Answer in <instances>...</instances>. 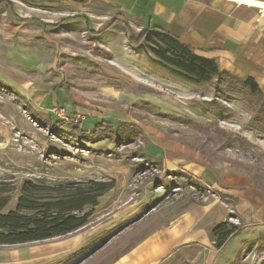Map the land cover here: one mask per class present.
Returning <instances> with one entry per match:
<instances>
[{
    "label": "rangeland",
    "instance_id": "1",
    "mask_svg": "<svg viewBox=\"0 0 264 264\" xmlns=\"http://www.w3.org/2000/svg\"><path fill=\"white\" fill-rule=\"evenodd\" d=\"M37 24L19 29L10 10L0 8V181L17 188L24 178L45 176L113 181L115 187L88 209L92 216L82 228L0 246V261L11 256L3 263L97 264L168 227L187 208L217 201L227 211L224 221L242 224L240 234L217 250L210 236L215 222L206 228L208 243L192 242L166 263L229 264L242 249V264H264V191L252 185L248 171L250 165L264 167V158L258 150L224 148L215 128L241 133L262 153L264 137L240 117L219 116L204 103L219 99L243 120L249 110L235 98L218 97L211 84L186 83L155 63L152 58H160L150 45H129L122 24L112 29L118 35L110 45L84 31V24L49 26L46 37ZM47 87H61L76 103L47 106ZM55 107L64 108L62 116ZM100 120L135 122L143 133L125 142L78 135L75 126L82 123L88 133ZM182 134L197 147L175 139ZM16 197L14 191L7 209Z\"/></svg>",
    "mask_w": 264,
    "mask_h": 264
},
{
    "label": "crops",
    "instance_id": "2",
    "mask_svg": "<svg viewBox=\"0 0 264 264\" xmlns=\"http://www.w3.org/2000/svg\"><path fill=\"white\" fill-rule=\"evenodd\" d=\"M0 8L10 10V21L19 29L37 21L39 34L45 36L49 26L40 21L54 23L53 15H57L60 24L73 28L84 24V31L97 32L96 38L109 45L118 35L112 29L124 21L135 33L147 25L158 26L178 36L197 54L215 58L222 70L254 77L264 93V0H0ZM46 91L47 96L39 99L46 96L47 106L76 103L61 87H47ZM216 203L187 208L168 227L145 238L114 264H167L192 242L208 243L206 228L224 221L227 213ZM261 203L264 205V196ZM10 259H1L0 264Z\"/></svg>",
    "mask_w": 264,
    "mask_h": 264
},
{
    "label": "trees",
    "instance_id": "3",
    "mask_svg": "<svg viewBox=\"0 0 264 264\" xmlns=\"http://www.w3.org/2000/svg\"><path fill=\"white\" fill-rule=\"evenodd\" d=\"M40 23L46 27H57L60 24L44 21ZM122 25L129 45L137 49H144L150 45V49L160 58H152L155 63L170 67V71L186 83L211 84L218 97L225 100L235 98L242 103L249 110L250 117L243 120L234 108L219 99L206 101L204 103L206 109L213 110L223 117L238 116L248 130L264 137V93L254 77L243 78L222 70L215 58L197 54L178 36L161 27L147 25L135 33L127 21L122 22ZM88 31L97 33L89 28ZM81 125L82 123L75 126L78 135L94 142L105 138L114 142H125L143 133L135 122L114 124L110 120H100L88 133H84ZM215 132L211 131V134L215 133V136L219 137L224 148L237 145L242 149L258 150V155L264 158V153L258 145L241 133L228 131L218 125ZM175 139L192 145L190 143L192 138L187 135L182 134ZM201 145V148H208L207 143ZM248 171L252 177V185L264 191V167L258 164L250 165ZM114 187L113 181L49 180L45 176L24 178L17 188L12 182L10 187L7 182L0 181V246L43 241L77 231L90 221L92 212L88 209L97 206L99 199ZM14 191L17 192L15 204L7 209L12 202ZM221 197L228 195L221 194ZM230 198L233 202L237 200L232 196ZM162 226H168V222L158 228ZM242 229L241 223L236 224L229 219L211 226L210 236L215 248L218 250L223 248L231 238L240 234ZM135 246L134 244L126 247L113 258L106 257L97 264H112ZM241 253L242 249H239L236 258L229 264H242Z\"/></svg>",
    "mask_w": 264,
    "mask_h": 264
},
{
    "label": "built area",
    "instance_id": "4",
    "mask_svg": "<svg viewBox=\"0 0 264 264\" xmlns=\"http://www.w3.org/2000/svg\"><path fill=\"white\" fill-rule=\"evenodd\" d=\"M53 111L55 112V114H58L59 116H62L63 112H64V108L55 107V108H53Z\"/></svg>",
    "mask_w": 264,
    "mask_h": 264
}]
</instances>
